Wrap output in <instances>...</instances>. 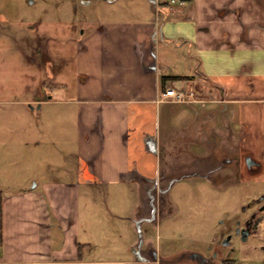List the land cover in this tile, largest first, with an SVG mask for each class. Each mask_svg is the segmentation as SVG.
Instances as JSON below:
<instances>
[{
    "label": "crops",
    "instance_id": "1",
    "mask_svg": "<svg viewBox=\"0 0 264 264\" xmlns=\"http://www.w3.org/2000/svg\"><path fill=\"white\" fill-rule=\"evenodd\" d=\"M180 1L145 0L135 18L94 24L70 39V55L55 56L46 47V35H38L42 21L22 29L23 46L18 47L36 75L21 101L36 116L17 145H32V150L23 149L30 159H42L43 149L62 159L63 174L38 180L37 161L0 159V264H147L133 249L136 222L156 218L151 197L152 188L163 182L162 115H188L190 121L200 114L197 106L210 105L206 117L217 113L228 121L234 105L264 103L256 93L244 94V81L255 84L264 77L256 74L254 64L245 63L255 73L250 78L242 72L240 79L227 78L221 57L214 56L256 47L228 37L239 23L236 10L244 0ZM189 3L188 11H182ZM161 4L172 11V20ZM1 18L0 35L13 37V26ZM204 63L212 67L202 71ZM168 87L193 88L204 103L166 101ZM193 124L189 130L177 129V140L187 148L188 142L219 148V168L222 159L256 158L251 150L245 153L244 132L235 135L237 125L247 129L241 119L228 121L214 134ZM235 148L240 158L232 157ZM17 164L20 175L11 167ZM148 250L142 246L141 253L150 258Z\"/></svg>",
    "mask_w": 264,
    "mask_h": 264
},
{
    "label": "rangeland",
    "instance_id": "2",
    "mask_svg": "<svg viewBox=\"0 0 264 264\" xmlns=\"http://www.w3.org/2000/svg\"><path fill=\"white\" fill-rule=\"evenodd\" d=\"M144 1L0 0L1 21L10 23L14 33L13 37L8 33L0 35V159H11L14 164L19 159H29L24 161L29 164L32 160L37 161L38 180L63 174L59 168L62 159L46 153V149L40 151L43 152L42 159H38V156L37 159H30L27 151L23 149L32 150V145L22 149L17 145V142L27 136L29 127L35 122V114L21 101L29 96L25 86L31 83L32 77L36 75L33 66L27 62L26 54L18 47L23 46L22 29L30 22L42 21L38 26V35H46V47L55 56L60 52L70 55L73 45L71 38L80 37L84 30L102 21L137 17L143 12ZM238 4L240 8L236 13L239 23L232 26L231 37H228L242 46L256 47L228 51L227 54L215 53L214 56L217 57L218 54L221 57L223 72L228 73L227 78L240 79L242 75L239 72L244 73V78H250L251 72L254 71L249 73L248 68L251 66L245 63L254 64L256 74L264 75V0H244ZM188 6H191L190 3L185 5L182 11L187 12ZM161 7L164 11L162 4ZM164 12L170 15V20L173 19L171 10ZM243 65L248 67L243 69ZM208 67L211 68L212 65L204 63L200 69L205 71ZM255 80V84L254 80L242 83L245 85L244 94L256 93L255 96L264 98V77ZM197 97L201 99L199 94ZM238 106L234 105L235 110L229 111L228 121L232 123L241 119L243 124H247V129L244 125H237L238 133L235 135L244 132L243 148L245 153L247 150L252 151L257 159H251L256 161V165L249 164L248 161L245 163V159H233L230 163L222 159V168H219V159H215L221 152L219 148L197 142H188L190 147L187 148V143L184 145L177 140V129L189 130L193 123L194 127L210 129L212 134L222 125L226 128L228 121L220 114L205 116V110H208L210 105L205 108L197 106L200 116L195 112L190 121L188 115L185 118L162 115V141L165 145L161 159L163 182L152 188L151 197L156 218L151 222L142 221L140 226L143 231V247H157L156 250L152 249L163 264H195L191 253L209 254L210 245L215 246V241L223 235L232 234V244H238V230L247 227L246 221L258 213L260 206L264 204V198L257 201L260 196L264 197V103L242 105L240 109ZM178 143L184 147H179ZM236 143H239L238 140ZM230 149L233 151L234 148ZM192 153L199 157H190ZM239 155L242 156L241 150L235 148L232 157L240 158ZM242 157L248 159L244 154ZM16 166L19 167V164L11 165L13 170ZM18 167L17 171H14L20 175ZM18 185H21V182L14 187ZM137 226L136 222L138 245L140 236ZM251 252L252 249L249 254ZM257 253L261 257L259 261L248 258L245 263L264 264V249L260 250L259 247Z\"/></svg>",
    "mask_w": 264,
    "mask_h": 264
},
{
    "label": "flooded vegetation",
    "instance_id": "3",
    "mask_svg": "<svg viewBox=\"0 0 264 264\" xmlns=\"http://www.w3.org/2000/svg\"><path fill=\"white\" fill-rule=\"evenodd\" d=\"M247 161L248 159H245V163ZM254 165H256V161H254ZM263 198L260 196L257 201H262ZM258 215H260L259 218ZM245 224L247 227L238 230V244H232V234L223 235L215 241V246L210 245L209 254L192 252L191 259L195 264H246L245 260L248 258L259 261L261 257L257 253V249L259 247L260 250L264 249V204L260 206L258 213H255ZM251 249L252 252L249 254ZM147 255L150 257V264H163L159 259L158 261L154 260L157 255L152 248L148 250Z\"/></svg>",
    "mask_w": 264,
    "mask_h": 264
},
{
    "label": "built area",
    "instance_id": "4",
    "mask_svg": "<svg viewBox=\"0 0 264 264\" xmlns=\"http://www.w3.org/2000/svg\"><path fill=\"white\" fill-rule=\"evenodd\" d=\"M174 4L177 0H171ZM182 4V1L178 0ZM198 93L193 88H182L177 89L175 87L166 88L163 96L166 101L174 102V103H195L202 101L197 97Z\"/></svg>",
    "mask_w": 264,
    "mask_h": 264
},
{
    "label": "water",
    "instance_id": "5",
    "mask_svg": "<svg viewBox=\"0 0 264 264\" xmlns=\"http://www.w3.org/2000/svg\"><path fill=\"white\" fill-rule=\"evenodd\" d=\"M248 158V163L249 164H252L254 163V161H252L251 157H247ZM153 218H154V215H153ZM148 221L150 219H147ZM142 221H146L145 219H140L139 221H137V227H138V231H139V236H140V242L139 244L133 249L134 253H136V255H138V258L141 260V261H144V262H147V264H150V259L147 258V257H144L141 253V249H142V246H143V243H144V239H143V231H142V228L140 226L141 222ZM155 252V251H154ZM156 253V252H155ZM157 255V254H156ZM155 261L157 260L158 261V256L155 257L154 259Z\"/></svg>",
    "mask_w": 264,
    "mask_h": 264
},
{
    "label": "trees",
    "instance_id": "6",
    "mask_svg": "<svg viewBox=\"0 0 264 264\" xmlns=\"http://www.w3.org/2000/svg\"><path fill=\"white\" fill-rule=\"evenodd\" d=\"M1 208H2V197L0 196V213H1ZM1 224H0V230H1Z\"/></svg>",
    "mask_w": 264,
    "mask_h": 264
}]
</instances>
